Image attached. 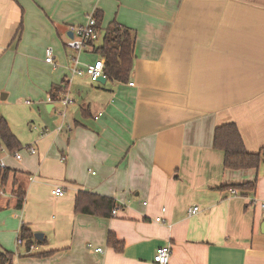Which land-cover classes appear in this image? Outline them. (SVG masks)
<instances>
[{
	"label": "crops",
	"instance_id": "obj_1",
	"mask_svg": "<svg viewBox=\"0 0 264 264\" xmlns=\"http://www.w3.org/2000/svg\"><path fill=\"white\" fill-rule=\"evenodd\" d=\"M97 11L101 28L115 22L135 34L127 83L68 76L65 39ZM48 48L46 66L52 73L57 58L67 79L28 87L23 74ZM60 85L67 130L56 132V154L41 140L26 147L34 170L4 164L0 251L12 264H152L161 246L169 264H264V163L226 170L212 144L217 127L234 124L247 152L264 149V0H0V97L27 92L52 112L49 91ZM252 182L253 191L234 188ZM79 191L111 198L116 215L75 213ZM22 226L43 235L32 250L16 244Z\"/></svg>",
	"mask_w": 264,
	"mask_h": 264
},
{
	"label": "trees",
	"instance_id": "obj_2",
	"mask_svg": "<svg viewBox=\"0 0 264 264\" xmlns=\"http://www.w3.org/2000/svg\"><path fill=\"white\" fill-rule=\"evenodd\" d=\"M99 31V39L91 44L92 52L104 61V72L107 80L117 83H127L132 71L134 60L135 34L130 29L115 22L110 23L104 30L101 28L102 15L99 11L93 15ZM22 33L20 25L15 36L19 42ZM99 42V43H98ZM67 86H53L49 91L50 101H55L65 93ZM0 143L10 154L23 149L19 141L11 132L6 120L0 115ZM213 148L224 154L223 166L226 170L242 171L256 170L264 163V149L258 153L246 151L240 133L234 124H224L217 127L213 133ZM10 170L0 168V188L7 181ZM15 186V182H13ZM255 183H245L235 186L240 191H253ZM13 196L16 198V210H21L25 200L24 189L17 187ZM115 202L108 197L98 194L79 191L74 199V212L82 215L108 218L115 210ZM19 237L23 240L24 247L29 250L31 245L39 244L34 233L22 226ZM108 244L117 248L115 237L109 233ZM14 254L9 251H0V264H12Z\"/></svg>",
	"mask_w": 264,
	"mask_h": 264
},
{
	"label": "rangeland",
	"instance_id": "obj_3",
	"mask_svg": "<svg viewBox=\"0 0 264 264\" xmlns=\"http://www.w3.org/2000/svg\"><path fill=\"white\" fill-rule=\"evenodd\" d=\"M104 30V28H102ZM67 40V39H65ZM99 43V42H98ZM53 51V48H51ZM66 55L68 58L72 55H75L71 50H68L65 46L63 47ZM53 57L55 58L54 51ZM95 57L90 54L81 53L79 55V61L81 63L90 64L94 61H91ZM70 61V60H68ZM63 64L60 63L59 60L56 58V69L51 73V68L46 66L43 57H39L36 60V64L34 69L29 68L23 74L24 81L27 82L28 87H40V82L46 80L47 77L48 81H53L58 76L61 75L63 72L62 69ZM71 66V62H69V67ZM68 73V72H67ZM69 78L75 77L77 80L85 78L84 76H75L70 72L69 69ZM62 79H67L64 75L60 76ZM83 77V78H82ZM57 80V79H56ZM87 82L89 85L87 78L83 80V82ZM84 85V84H83ZM5 92V91H2ZM7 92H5L6 94ZM29 96H23L24 93H21L19 98H17L14 94L11 96L10 99H6L2 101L0 105V114L3 116L11 129V132L19 141L20 145L23 147L19 154L22 156L21 161H16L14 159V154H10L3 146L0 145L1 152H0V161L3 162L5 165H9L11 168L20 169L23 166L28 167L29 169H35L36 166V158L31 157L28 153V145L38 146L39 141H43L41 145L44 144L45 150L52 148L49 153L50 155L56 154V132L59 127H62L63 130H67V125L61 123V119L63 118L61 115H58L56 112V108L58 109L59 106L56 105V100L54 103V110L52 112H48L45 103L42 105L39 104V101H36L29 93L26 92ZM68 99V98H67ZM69 100V99H68ZM62 114L65 116V112L61 110ZM64 134V132H63ZM54 142V145H53ZM11 178V172L8 174L7 181L1 186L0 188V195H2L5 190L8 189L9 179ZM16 191V190H15ZM14 193V191H13ZM20 235V232H18ZM17 235V238H18ZM17 244V239H16Z\"/></svg>",
	"mask_w": 264,
	"mask_h": 264
},
{
	"label": "built area",
	"instance_id": "obj_4",
	"mask_svg": "<svg viewBox=\"0 0 264 264\" xmlns=\"http://www.w3.org/2000/svg\"><path fill=\"white\" fill-rule=\"evenodd\" d=\"M70 33L71 37L67 39L65 42V47L68 50H71L75 55L71 56V72L73 75L77 76H87L93 81L97 82L99 78H106L105 72H104V61L99 58L93 63L90 64H85L81 63L79 61V55L81 53H85L86 51L90 50L91 51V44L95 43L100 35L99 31L96 26V20L94 19L93 16H88L86 19V22L84 25L81 26H76V27H71L70 28ZM45 63L47 64H53L54 62V57H53V51L51 48H48L45 52ZM130 86H133L132 83L129 84ZM68 103V99H65L63 104L64 106ZM63 130L62 127H59L57 129V132H61ZM28 153L30 155H34L36 153L35 149L29 148ZM14 158L17 161L22 160V156L19 154V152L14 153ZM0 168L4 169L5 165L0 162ZM230 193L233 195H236L237 192L234 189L230 190ZM51 194L55 197H63L64 196V191L61 188H56L52 190ZM260 207L264 211V201L260 202ZM198 208L197 207H192L191 209L188 210L189 215H195L198 213ZM117 213L116 210H113L111 212V216H115ZM159 222L160 220L157 219ZM17 244L18 245H23V240L19 237L17 238ZM35 246L31 245L29 250L34 249ZM100 252V249L97 250ZM170 255H171V249L169 246H161L158 249H156L155 254L152 258V264H169L170 260Z\"/></svg>",
	"mask_w": 264,
	"mask_h": 264
},
{
	"label": "water",
	"instance_id": "obj_5",
	"mask_svg": "<svg viewBox=\"0 0 264 264\" xmlns=\"http://www.w3.org/2000/svg\"><path fill=\"white\" fill-rule=\"evenodd\" d=\"M70 37H71V35H70ZM97 82L98 83H100V84H104L105 82H106V78H104V77H102V78H99L98 80H97ZM6 99V94H2L1 95V97H0V100H5ZM34 238H35V240H37V241H42L43 240V235L42 234H40V233H35L34 234Z\"/></svg>",
	"mask_w": 264,
	"mask_h": 264
}]
</instances>
